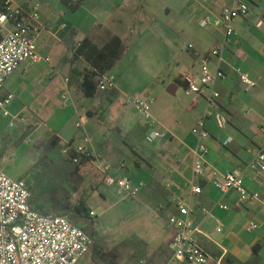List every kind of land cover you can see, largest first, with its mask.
<instances>
[{"label":"crops","instance_id":"1","mask_svg":"<svg viewBox=\"0 0 264 264\" xmlns=\"http://www.w3.org/2000/svg\"><path fill=\"white\" fill-rule=\"evenodd\" d=\"M13 1L39 12L38 52L43 57L50 58L48 63L21 64L0 92L2 97L8 94L14 96L8 110L12 115H21L25 119L18 120L12 128L16 137L21 138L25 127L35 123L37 128L30 137L35 139L36 136L37 138L43 136V145L53 143L63 147L68 143L79 145L75 141L76 139L82 141V133L76 129L77 131L69 136L66 118L61 115L73 114L77 115L78 119L80 116H86L85 130L97 157L112 165L113 175L127 176L135 184H142L138 196L152 204L155 218L163 220L167 230L172 232L163 237L155 249L148 248L156 264H169L171 261L174 230L167 226L166 215L174 211L172 201L183 198L196 211L191 219L202 229L197 241L209 255V264H264V206L254 201L238 204V194L234 190L223 194L211 182L213 176L238 170L243 173L245 185L250 191H261L264 188V177H258L249 168L254 153L260 147L262 138L260 128L264 126V37L254 39L257 40L255 45L259 48L258 51L256 48H251L244 39L245 36L242 38L238 32L245 27V23L251 18L252 10L255 12V7L259 8V12L256 13L263 12L264 0H247L251 8L250 15L235 21V32L229 43H225L220 26V15L222 6L231 0H195L198 15L210 17L208 27L203 28L200 23L199 26L203 29L212 27L215 32L211 50L223 44L226 49L222 52V61H219L204 54L207 51L204 43L206 41L198 42V48L190 45L189 49L193 51L192 67L182 69L179 76L175 77L174 83L168 88L171 97L163 94V87L154 89V93L146 96L154 98L156 94L161 96L155 99L151 114L167 131V139L162 143H152L148 140L150 131L148 123L143 121L133 108L126 105L125 101V109L118 114L117 119L125 122L124 129L130 133L132 143L126 142L121 136L120 139L115 135L110 137L96 126L94 118L99 115L98 104L107 100L114 102L122 95L125 97V90L118 87L115 81L116 87L110 91H117L119 94L114 100L104 92H97L95 96L87 97L82 87V74L89 65L82 58L73 62V51L67 40L79 42L89 38L100 47L113 36L120 37L124 43L131 41L132 38L139 43L143 37H146V42L150 40V43H154L152 32L161 18L153 11L152 6L157 7L167 21L175 9L184 15L186 11L192 10L191 2L71 0L73 4H78L74 10L63 0ZM160 25L169 28L163 21ZM71 27L77 33L73 39L69 36L66 39L67 30ZM138 48L152 53L156 45L146 47L140 45ZM129 53L128 47L119 62ZM204 56L210 58L211 71L220 68L225 73V77L215 85L216 91L220 93L221 119L219 120L216 115L205 119V128L209 132V138L206 140L209 149L205 160L206 174L203 178H197L193 174L192 151L197 146L198 140L193 135L192 129L205 118L210 109L205 97L186 95L188 99H179L177 95L179 87L185 91L188 75H199L200 59ZM236 69L248 73L257 86L248 92L245 91L239 82ZM57 76L61 77L65 90L60 94L61 105L53 107L50 98L51 83ZM65 78L69 79L67 86ZM65 93L66 99L63 98ZM89 98L93 101L92 104L86 103L85 99ZM133 112L137 114L135 119ZM0 117L6 121L4 127L11 128V117H5L1 111ZM27 122L31 123L27 124ZM76 122L75 128H77ZM229 138L232 139L231 142L225 144ZM79 173L89 185L88 189L84 187L82 192L86 196L87 205L90 201L91 189L98 191L105 186L106 189L108 188L107 191L111 190L115 194L112 187L105 185L103 175L92 164L83 167ZM196 184L202 187L201 194L187 196L188 190ZM107 191L102 189L100 194L107 195ZM31 204L34 209L42 213L46 212L34 200ZM219 205H226L229 210L220 209ZM159 207L164 208L160 214L157 213ZM203 208L209 209L212 217H205L201 212ZM88 210L94 212L89 208ZM215 219H220L224 223L222 233L216 231ZM250 222H255L259 226L253 232H247L245 229Z\"/></svg>","mask_w":264,"mask_h":264},{"label":"built area","instance_id":"2","mask_svg":"<svg viewBox=\"0 0 264 264\" xmlns=\"http://www.w3.org/2000/svg\"><path fill=\"white\" fill-rule=\"evenodd\" d=\"M251 8L247 0H231L221 8L220 26L225 37V43L235 32L234 23L238 18L248 17ZM40 15L36 9L16 4L13 0H0V92L6 81L26 62H50L49 57H43L38 52L37 40L40 34ZM210 17L205 16L200 26H209ZM79 45V44H78ZM226 46L217 45L211 50V56L222 61V52ZM201 71L199 75H188L185 94L205 97L209 106L204 119L200 120L192 129L197 138V146L193 149V174L203 178L206 174L205 160L209 151L206 140L209 132L205 128V119L217 116L222 110L220 93L216 91V83L225 77V73L217 68L211 71L207 56L201 57ZM239 82L245 91H250L257 83L248 73L236 69ZM66 86L69 79H64ZM115 77L110 73L102 75L98 81L97 91L105 92L115 89ZM67 90V89H66ZM67 98V94L63 95ZM14 96L0 95V111L5 117H11L10 127L14 128L16 122L24 121L21 115H12L8 106ZM155 102L154 97H126L125 103L133 108L138 116L149 125L148 140L152 143H162L167 139L166 129L158 123L151 114ZM86 116H80L76 127L83 130L82 144L68 143L64 146V156L73 164L82 160L88 161L103 175L106 186L112 187L115 194L122 198L137 197L142 184H135L127 176L112 174V165L97 157L90 146L91 139L87 135L85 126ZM261 144L254 153L249 168L258 177H264V126L260 128ZM231 138L225 144L231 142ZM213 186L221 193L234 190L238 194V204L252 201L264 206V188L261 191H250L245 185L243 173L238 170L228 171L211 179ZM202 187L198 184L191 186L187 196L200 195ZM33 190L31 185L23 179H14L0 169V264H78L90 252L93 246L92 237L81 227L71 223L65 216L54 213H42L32 207ZM173 212L166 215L167 225L174 230L173 256L169 264H209V255L199 245L197 236L202 233L200 225L191 219L196 212L185 198L172 201ZM220 209L229 210L226 205H219ZM159 207L157 213L163 211ZM201 212L205 217H212L209 209L203 208ZM90 215L95 216L94 212ZM216 231L222 233L224 223L215 219ZM258 224L250 222L246 226L247 232H253Z\"/></svg>","mask_w":264,"mask_h":264},{"label":"rangeland","instance_id":"3","mask_svg":"<svg viewBox=\"0 0 264 264\" xmlns=\"http://www.w3.org/2000/svg\"><path fill=\"white\" fill-rule=\"evenodd\" d=\"M181 2H191L192 10L186 11L184 15L175 9L168 22L157 7L152 6L161 21L169 27H162L161 21L158 23L152 32L154 43H150V40L146 42V37L139 43L133 38L124 43L130 48V53L123 61L116 63L110 74L115 77L117 86L125 90V97L122 95L114 102L107 100L98 104L99 115L94 118L96 126L110 137L121 136L126 142H133L128 130L124 129L125 122L117 119L118 114L125 109L126 97H146L160 87L164 88L162 91L166 97H171L168 88L174 83L175 77L179 76L182 69L192 67L193 51L189 47L198 48V42L206 41L207 51L204 54L211 56L215 32L212 27L203 29L199 26L201 19L207 15H198L195 0ZM262 10V13L252 10L251 18L238 31L242 38L245 36L248 45L258 51L255 45L257 40L254 39L264 37V7ZM154 44L156 49L152 53L138 48L140 45L146 47ZM64 90L62 79L57 76L51 83L53 107L61 105L60 94ZM184 92L179 87L177 97L188 99ZM157 97L161 96L156 94L155 99ZM85 101L93 103L90 98ZM133 115V119L137 118V114L133 112ZM61 117L66 118L69 136L77 130L83 133L82 129L75 128L77 115L63 113ZM5 122L0 117V169L11 178L27 181L34 188L31 202L34 200L42 206L46 210L43 213L64 215L92 237L90 252L78 264H156L148 248L155 249L157 243L172 232L167 230L163 220L155 218L154 207L149 201L141 196L122 198L102 186L101 190L107 191V195L100 194L101 190H89L91 197L87 206L95 212V216L74 217L73 207L79 193L88 189L89 185L78 169L74 172V165L63 154L64 147L55 143L43 145V136H36L35 139L30 137L37 128L35 123L27 122L31 124L25 127L22 137L18 138L14 129L4 127ZM75 142L82 144L78 139ZM97 246L104 250L98 255L94 252Z\"/></svg>","mask_w":264,"mask_h":264},{"label":"trees","instance_id":"4","mask_svg":"<svg viewBox=\"0 0 264 264\" xmlns=\"http://www.w3.org/2000/svg\"><path fill=\"white\" fill-rule=\"evenodd\" d=\"M63 2L74 10L78 7V4H73L71 0H63ZM76 33L77 32L74 28H69L66 33V39L68 36L73 39ZM67 41L69 42L73 51V62L82 58L89 65V68L86 69L82 74V87L87 97H93L98 92L97 85L100 77L110 73L116 63L123 58L125 52L127 51V46L118 36L111 37L101 47L95 44L89 38H85L79 42L74 40L72 42L69 40ZM104 93L111 100L117 98L119 94L117 91L112 92L110 90L105 91ZM69 163L74 165V172H76V169H78L80 172L83 167L90 164L85 160H82L79 164H73L70 161ZM73 212L74 217H90V212L87 207V199L84 193H81L80 196H78L76 205L73 207ZM101 251L104 250L98 246L94 248V252L97 255L100 254Z\"/></svg>","mask_w":264,"mask_h":264},{"label":"water","instance_id":"5","mask_svg":"<svg viewBox=\"0 0 264 264\" xmlns=\"http://www.w3.org/2000/svg\"><path fill=\"white\" fill-rule=\"evenodd\" d=\"M255 12H259V8L258 7H255Z\"/></svg>","mask_w":264,"mask_h":264}]
</instances>
